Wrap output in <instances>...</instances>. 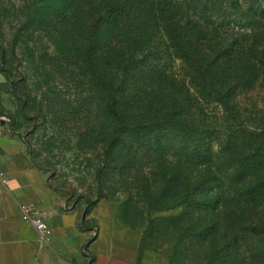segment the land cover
Returning <instances> with one entry per match:
<instances>
[{"label": "trees", "instance_id": "obj_1", "mask_svg": "<svg viewBox=\"0 0 264 264\" xmlns=\"http://www.w3.org/2000/svg\"><path fill=\"white\" fill-rule=\"evenodd\" d=\"M30 28L51 49L40 103L56 124L82 118L100 156L85 214L126 178L153 210L213 211L204 229L245 245L235 264H264V0H33Z\"/></svg>", "mask_w": 264, "mask_h": 264}, {"label": "rangeland", "instance_id": "obj_2", "mask_svg": "<svg viewBox=\"0 0 264 264\" xmlns=\"http://www.w3.org/2000/svg\"><path fill=\"white\" fill-rule=\"evenodd\" d=\"M32 2L0 0V50L5 54V69L18 84L16 96L10 92L3 98L0 116L6 120L7 129L22 140L33 162L52 179L56 193L65 200L67 207L85 209L87 201L95 202L99 197L101 188L95 170L100 156L79 144V133L86 127L82 118H72L63 109L65 119L62 124H56L46 104L40 103L36 65L42 55L51 53V49L40 34L32 32L33 28L28 36L22 32L23 17ZM81 91L82 88L79 92L83 94ZM63 93L69 98L73 91L67 89ZM34 98L37 100L33 101ZM247 99L261 102L262 95L255 92ZM103 191L104 198L93 210L102 207L127 230L141 236L140 257L135 264H235L237 256H244V243H234L232 236H223L215 226L204 229L211 219L215 220L213 211H196L193 206L153 210L133 180L126 178L114 186L108 185ZM219 218L226 223L230 220ZM123 219L130 226L125 225ZM88 226L95 227L91 223ZM87 251L90 253L89 249ZM70 264L96 263L89 256H80Z\"/></svg>", "mask_w": 264, "mask_h": 264}, {"label": "crops", "instance_id": "obj_3", "mask_svg": "<svg viewBox=\"0 0 264 264\" xmlns=\"http://www.w3.org/2000/svg\"><path fill=\"white\" fill-rule=\"evenodd\" d=\"M10 92L11 85L0 71V105ZM25 206L44 216L51 231L47 242L42 243L24 221ZM140 240L139 234L102 207L88 215L80 207H67L52 179L0 116V264H70L84 256L85 245L96 264H135Z\"/></svg>", "mask_w": 264, "mask_h": 264}, {"label": "built area", "instance_id": "obj_4", "mask_svg": "<svg viewBox=\"0 0 264 264\" xmlns=\"http://www.w3.org/2000/svg\"><path fill=\"white\" fill-rule=\"evenodd\" d=\"M22 212L24 221L36 231L40 241L47 242L50 239L51 231L44 221V216L29 206L23 207Z\"/></svg>", "mask_w": 264, "mask_h": 264}]
</instances>
